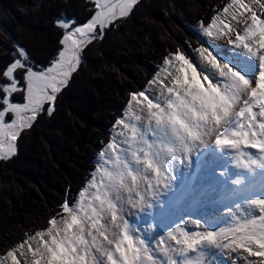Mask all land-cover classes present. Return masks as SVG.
<instances>
[{
  "label": "snow or ice",
  "instance_id": "obj_1",
  "mask_svg": "<svg viewBox=\"0 0 264 264\" xmlns=\"http://www.w3.org/2000/svg\"><path fill=\"white\" fill-rule=\"evenodd\" d=\"M141 3L91 0L86 22L57 19L63 32L44 64L14 45L0 68V160L13 158L18 140L54 114L85 49ZM193 35L128 92L77 195L66 194L45 226L0 248V264H214L206 254L233 253L264 264V0H223ZM229 157L241 173L229 172ZM196 162L224 182L227 219L169 205L179 176ZM257 169L259 182L249 179ZM184 199L196 197L189 190Z\"/></svg>",
  "mask_w": 264,
  "mask_h": 264
},
{
  "label": "trees",
  "instance_id": "obj_2",
  "mask_svg": "<svg viewBox=\"0 0 264 264\" xmlns=\"http://www.w3.org/2000/svg\"><path fill=\"white\" fill-rule=\"evenodd\" d=\"M222 3L142 0L134 16L85 49L81 70L63 91L54 114L41 116L18 140L17 154L0 161V248L45 226L66 194L77 195L97 165L128 92L146 82L166 51L181 40L195 42L188 24L198 25ZM92 7L91 0H0V68L9 60L15 38L33 62L46 63L63 32L57 19L84 23ZM42 34L45 43L40 42Z\"/></svg>",
  "mask_w": 264,
  "mask_h": 264
},
{
  "label": "bare ground",
  "instance_id": "obj_3",
  "mask_svg": "<svg viewBox=\"0 0 264 264\" xmlns=\"http://www.w3.org/2000/svg\"><path fill=\"white\" fill-rule=\"evenodd\" d=\"M249 178L251 180L254 179L257 182H259L261 180V170L257 169L256 175L254 177L250 176ZM221 190L224 191V189H221ZM229 202L232 203L230 200ZM225 208L226 206L223 205L221 202H218V199L215 200V196H213V201L211 202V206H210V202H208L207 200L203 199L200 196L196 197V200L194 202V210L196 211V214H195L196 216L203 215V214H207L210 217L219 215L227 219L228 217L225 212ZM191 218L192 216L188 217V219H191ZM189 227L192 228L193 226L189 225ZM206 255L209 260H214V264H234L235 262L237 264L244 263L243 256L242 255L236 256L235 253H233L230 256L217 254L215 257H212L209 254H206Z\"/></svg>",
  "mask_w": 264,
  "mask_h": 264
},
{
  "label": "rangeland",
  "instance_id": "obj_4",
  "mask_svg": "<svg viewBox=\"0 0 264 264\" xmlns=\"http://www.w3.org/2000/svg\"><path fill=\"white\" fill-rule=\"evenodd\" d=\"M213 3H215V2H213ZM213 3H211V5L213 4ZM14 5H15V7H16V13H17V10H18V3L17 2H14ZM14 16V17H13ZM12 16V19L13 18H15V21H17V23H19L20 21H19V18L18 17H16L15 15H13ZM14 21V20H13ZM13 26H14V23H13ZM15 27V26H14ZM197 27V25H194V24H192V23H189L188 24V27H187V31L189 30V32H190V34L194 37V39L196 40V37L193 35V30L195 29ZM186 28V27H185ZM27 30H34V27H27L26 28ZM34 33V32H33ZM45 37H46V34H42L41 35V39H40V42H42V43H45L46 42V39H45ZM13 41V43H12V45H11V47H10V49H9V51H10V55H9V60L3 65V66H1V68H3L8 62H10V60H11V58H12V52H13V49H14V45H16V44H19L20 46H23L21 43H20V41L17 39V38H15V41L14 40H12ZM50 45H52V43L50 44ZM24 47V46H23ZM25 48V47H24ZM26 49V48H25ZM26 51L29 53V56H30V52H29V50H27L26 49ZM31 57V56H30ZM34 63H36V64H38L36 61L34 62ZM92 64L93 63H91L90 64V66H88L87 67V70L88 69H90L91 67H92ZM83 67H85L86 68V66L85 65H83ZM77 75V74H76ZM75 75V76H76ZM75 76H74V78H75ZM73 81V80H72ZM71 81V82H72ZM71 84V83H70ZM70 86H68L67 88H69ZM64 93V92H63ZM63 95V94H62ZM61 95V96H62ZM61 96H60V98H61ZM16 99H19V96H17L16 97ZM59 103V102H58ZM62 105V104H61ZM60 105V106H61ZM89 109H92V108H90L89 107ZM37 124V123H36ZM31 131V130H30ZM30 131H28V132H30ZM28 132L26 133V134H28ZM96 151V149L92 152V153H94ZM90 153V152H89ZM88 153V154H89ZM91 153V154H92ZM90 154V155H91ZM90 155H89V157H90ZM1 161V160H0ZM244 260V259H243ZM234 264H237L236 262L234 263ZM244 264V263H243Z\"/></svg>",
  "mask_w": 264,
  "mask_h": 264
}]
</instances>
